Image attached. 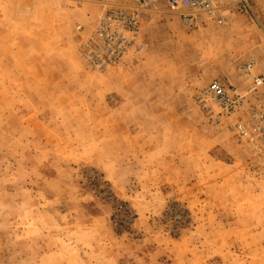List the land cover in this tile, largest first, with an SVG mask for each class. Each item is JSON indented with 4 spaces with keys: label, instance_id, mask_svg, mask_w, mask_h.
I'll use <instances>...</instances> for the list:
<instances>
[{
    "label": "rangeland",
    "instance_id": "obj_1",
    "mask_svg": "<svg viewBox=\"0 0 264 264\" xmlns=\"http://www.w3.org/2000/svg\"><path fill=\"white\" fill-rule=\"evenodd\" d=\"M96 1L0 0V264H264V174L196 99L264 72V0L227 29L161 5L106 71Z\"/></svg>",
    "mask_w": 264,
    "mask_h": 264
},
{
    "label": "built area",
    "instance_id": "obj_2",
    "mask_svg": "<svg viewBox=\"0 0 264 264\" xmlns=\"http://www.w3.org/2000/svg\"><path fill=\"white\" fill-rule=\"evenodd\" d=\"M100 12L93 19L81 48L85 65L106 71L129 58H140L154 50L141 37L143 23L160 11L161 5L179 13L190 27L202 18L227 29L236 12L254 10L251 0H97ZM82 25L78 28L81 29ZM160 52L164 48L160 47ZM255 60L248 59L239 71L250 80L247 89H239L221 78L201 89L196 99L216 124L225 123L237 135V143L246 155L252 176L264 174V73H256Z\"/></svg>",
    "mask_w": 264,
    "mask_h": 264
},
{
    "label": "crops",
    "instance_id": "obj_3",
    "mask_svg": "<svg viewBox=\"0 0 264 264\" xmlns=\"http://www.w3.org/2000/svg\"><path fill=\"white\" fill-rule=\"evenodd\" d=\"M264 73V72H263Z\"/></svg>",
    "mask_w": 264,
    "mask_h": 264
}]
</instances>
